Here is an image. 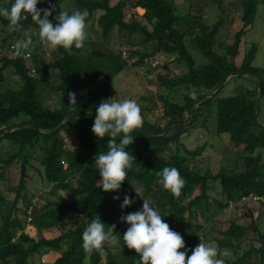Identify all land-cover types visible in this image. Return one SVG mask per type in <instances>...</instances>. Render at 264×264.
<instances>
[{
    "label": "trees",
    "instance_id": "trees-1",
    "mask_svg": "<svg viewBox=\"0 0 264 264\" xmlns=\"http://www.w3.org/2000/svg\"><path fill=\"white\" fill-rule=\"evenodd\" d=\"M212 1L220 15L209 28L200 18L179 15L175 0H117L114 5L110 0H42L38 8L54 7L49 16L53 23L60 11L71 14L74 9H87L86 32H91L92 37L88 41L89 51L61 48L51 52L46 63H40L42 60L32 50L29 62L37 65L32 71L22 58L1 54L5 46L15 45L24 37L0 17V33L5 35L0 39V146L7 142L14 148L0 165V184H4L6 193L14 194L4 213L7 201L5 192L0 190V264H32L33 256L51 253L57 254L52 264H85L82 232L96 216L106 227L116 225L114 234L120 242L114 248L105 245L106 256L94 252L88 264H139V256L123 242L128 226L120 218L136 211L135 203L121 209L125 194L137 203L143 204V199H148L170 228L183 237L188 255L200 242H214L220 250L230 252L225 264H264V230L251 213L248 226L233 219L222 231L214 223V218L231 203L255 198L264 207V124L259 121L264 106V68L253 66L258 54L256 43H251L241 56L239 52L243 39L253 29L258 8L264 7V0H235L228 8L222 7L223 0ZM4 3L0 0V6L10 8V3ZM66 3L69 7L64 10ZM240 7L241 29L230 45L218 43V32L226 23L233 24L232 13ZM126 8H139L140 13L144 10L154 20V26L148 29L135 20V14L126 21ZM22 25L25 29H36L30 17ZM114 29L125 32L121 40L127 46L126 55L110 49ZM156 56H174L173 62L184 70L172 77L158 75L155 81L167 92L182 88L185 91L182 102H173L168 95H155L162 107L154 122L146 119L141 108L143 129L131 134L134 141L126 149L135 157L133 169L118 193H106L97 187L100 177L94 158L108 151L109 138L97 139L91 131L96 107L109 99L117 75L145 66ZM196 56L203 63L197 64ZM6 71L12 74V80L6 77ZM51 71L58 74L55 84ZM11 83L17 87L12 88ZM45 90L57 97L52 109L43 106L41 94ZM69 92L76 93L75 109L68 106ZM193 109L190 126L171 129L163 139L147 136H160L173 126L186 124ZM75 112L84 114L74 115ZM212 121L214 134L227 136L236 149V165L221 168L216 174L201 170L196 163L206 143L193 150L183 143L194 130L211 132L208 125ZM7 132L10 133L5 135ZM170 143L176 145L175 150L168 147ZM164 167L177 168L186 181L179 199L157 182L156 172ZM16 168L19 179L14 186L13 171L8 172ZM30 181L36 188L42 183L40 190L48 189L43 188L40 198L44 203L32 218L27 215L34 194H25ZM214 184L218 188L215 197H211ZM136 188L142 190L140 197L134 191ZM116 195L120 198L113 200ZM19 202L23 205L24 219L18 216ZM71 215L74 227L65 222ZM27 226L41 232L54 229L59 235L35 239ZM247 231L253 235L245 250Z\"/></svg>",
    "mask_w": 264,
    "mask_h": 264
},
{
    "label": "clouds",
    "instance_id": "clouds-1",
    "mask_svg": "<svg viewBox=\"0 0 264 264\" xmlns=\"http://www.w3.org/2000/svg\"><path fill=\"white\" fill-rule=\"evenodd\" d=\"M42 0H11L10 8L0 6V17L9 21L13 30L23 33V39L13 46V55L20 57L30 54L40 45L50 52L64 49L71 51L85 47L87 39V9L60 11L55 17L56 23L50 21L54 7L40 9L37 7ZM36 25V29H25L22 21L28 20ZM34 37L36 38L34 40ZM68 106L75 109L76 93H68ZM143 129L141 107L134 99L117 101L114 98L101 101L96 107V115L92 126V133L97 139L108 137V151L95 155L94 163L99 173L97 187L106 193H118L133 169L135 157L126 150L133 143L131 135L136 130ZM119 137V142L117 138ZM168 147L175 150L176 145L170 143ZM138 170V169H137ZM160 183L166 191L179 199L186 181L175 167H164L156 172ZM140 197V188L134 189ZM118 195L113 200H118ZM135 201L127 194L123 197L121 209L128 208ZM121 221L128 227L123 234L124 245L139 256V264H225L228 250H220L217 245L200 242L191 250L185 246L183 237L173 231L159 212L151 206L148 199H143L142 208L138 211L121 216ZM116 225L107 226L96 216L82 232V248L85 253V264L92 254L106 256L105 245L114 248L119 244L118 235L114 234Z\"/></svg>",
    "mask_w": 264,
    "mask_h": 264
},
{
    "label": "rangeland",
    "instance_id": "rangeland-1",
    "mask_svg": "<svg viewBox=\"0 0 264 264\" xmlns=\"http://www.w3.org/2000/svg\"><path fill=\"white\" fill-rule=\"evenodd\" d=\"M3 1H5L4 4L11 3V0ZM233 1L235 0H223L221 2V5L222 7L228 8L230 6V3H232ZM116 2L117 0H110L111 5H114ZM175 3L179 15L189 14L193 19L200 18L202 23L209 28H211L217 22L220 15V11L217 5L212 0H175ZM51 4L52 3H50V5ZM68 7L69 5L67 3L63 5L64 10H66ZM138 9L139 8L131 10L129 8H126L124 10L125 20L129 21L131 19V16L135 14V20L137 22H140L141 24L146 25L148 29H151L155 24L154 20L144 10L143 13H140L138 12ZM241 14L242 7L238 8L235 12L232 13L233 24L226 23L221 28L216 37V41L218 43L224 46L230 45L232 43L234 34L238 32L242 26ZM194 29H198L197 25H195ZM124 35L125 32L114 29L111 38L110 49L116 53L118 51H122L126 55L127 46L121 40ZM3 37H5L4 33H0V39H3ZM90 37H92V33L87 31L85 47L82 48L83 53L89 51L88 41ZM253 42L258 45V54L255 61L253 62V66H259L264 68L263 6L258 8V14L256 16L253 29L247 33L246 37L243 39L240 45V56L244 54L246 49H248L249 45ZM186 44L189 45L188 39H186ZM138 50L141 49L139 48ZM32 52L39 56L38 59L40 61L42 60L40 63H46L51 59V52L40 45L33 49ZM41 56H43V58ZM174 58V56H156L150 61V63H147L145 66H141L140 68H130L126 71L121 72L115 78V85L113 87L112 92L110 93L109 99L114 98L117 101H123L125 99H134L138 102L140 107L144 109L143 115H145L148 121L154 122L155 120H158V114H160L162 106L161 103L157 101L155 95H168L173 102L181 103L185 92L182 88H177L170 92H167L166 90L160 89L155 84L158 75H167L168 77H172L174 75L181 74L184 72L181 67L177 66V64L173 62ZM196 58L197 64L203 63L199 56H196ZM129 63H132V61H130ZM26 65L31 71L37 66L31 61L27 62ZM5 74L6 77H8L10 80L13 79V76L9 71H6ZM57 75V71H51L53 84L58 82ZM11 86L14 89L17 87V85L14 83H11ZM41 100L45 108L52 109L57 102V97L53 94V92L45 90L41 94ZM259 121L261 124H264L263 105L261 107ZM262 126L264 127V125ZM214 127L215 123L212 121L208 125V129L211 130V132L206 130H194L189 136V138L183 141L186 148L189 150H193L195 147L201 145L202 143H206V149L204 153H202V155L197 158L196 163L201 170H209L212 174H216L221 168L234 167L236 165V159L234 154V151L236 149L229 144L227 136L215 135ZM66 143L69 145V138L66 139ZM13 149L14 148L10 146L7 142H3L1 144L0 165L2 164L3 159H6L7 156L11 155ZM165 156L167 157L168 155ZM16 169L9 170L8 172L10 173V171H13L11 174V180L14 186L17 185L19 179V172L18 169ZM30 174L31 173L29 172V175ZM32 182H27L25 189V194H34L32 201L33 206L30 207L28 211L29 215H27V217L30 218H32L39 211L41 205L44 203V200L40 198V195L43 193L44 189L48 190L44 187V189H39L42 187V183L38 184L37 189L36 186H33ZM214 187L215 189H212V192L210 194L211 197H215L216 190L218 188L217 184H214ZM0 190L5 192L4 195L7 201V204L3 209L5 213L11 206L14 194L6 193V188L3 183L0 184ZM58 194L66 196L65 194L60 192H58ZM135 206L136 211L140 210L142 208V202L139 201L137 203L136 201ZM17 207L20 209V214L18 215L19 218L24 219L22 214L23 212L21 213V208L23 207L22 203L19 202ZM250 213L252 214V218L255 219V221H258V223L260 224L261 230H264V207L259 202L253 200H248L247 202H241L237 204L231 203L226 210L222 211L219 215L214 218V223H216V226H218V228H220L222 231L227 229L229 223L233 219H236L238 224L248 226L250 224ZM72 219V215L70 217L68 216L65 218L67 226H76L75 224H73ZM28 221L29 219L26 220V224L28 223ZM26 229H29V234L35 239H38L40 237L52 239L59 235V232L54 229L42 232L33 231L31 230L33 228L30 229L29 226H27ZM213 235H216L215 232H213ZM252 235V231H247L244 235L246 242L243 244V247L245 248V250L248 248V245H250L249 240L251 239ZM207 244L216 245L214 242H210ZM255 246H258V244H256ZM228 253L229 255L222 258H230V252ZM56 257L57 254L51 253L50 255L45 257H38L37 255H35L31 258V260L33 262L32 264H52Z\"/></svg>",
    "mask_w": 264,
    "mask_h": 264
},
{
    "label": "water",
    "instance_id": "water-1",
    "mask_svg": "<svg viewBox=\"0 0 264 264\" xmlns=\"http://www.w3.org/2000/svg\"><path fill=\"white\" fill-rule=\"evenodd\" d=\"M223 84H224V82L222 83V85L219 87V89L216 91V92H218L220 89H221V87L223 86ZM260 87V86H259ZM260 91V90H259ZM215 92V93H216ZM214 93V94H215ZM260 98H261V94H259V96H258V99H257V112H256V118L258 117V114H259V100H260ZM203 100V99H202ZM201 101H199L198 103H200ZM194 112H195V110L193 109L192 110V112H191V115H190V118H189V121L186 123V124H184V125H179V126H173V127H171V128H169V129H167L166 131H165V133L163 134V135H160V136H150V135H147V136H149L150 138H161V139H163L165 136H166V134L169 132V130H171V129H179V128H183V127H188V126H190V124H191V122H192V119H193V116H194ZM81 114H84V112H75L74 113V115H81ZM10 132H7L5 135H7V134H9ZM143 133L145 134V132L143 131ZM4 136V135H3ZM2 136V137H3Z\"/></svg>",
    "mask_w": 264,
    "mask_h": 264
},
{
    "label": "built area",
    "instance_id": "built-area-1",
    "mask_svg": "<svg viewBox=\"0 0 264 264\" xmlns=\"http://www.w3.org/2000/svg\"><path fill=\"white\" fill-rule=\"evenodd\" d=\"M14 45H7L4 47V49L2 50L1 54H5L7 55L9 58H12V57H16L15 55H13V51H14V48H13ZM32 57V53L30 54H25L23 56H20L19 58H22L23 60H25V62H29V60L31 59ZM254 201L256 200L255 198H252Z\"/></svg>",
    "mask_w": 264,
    "mask_h": 264
}]
</instances>
